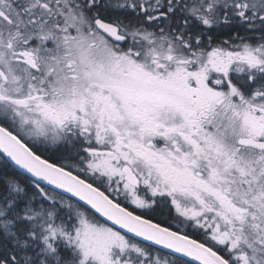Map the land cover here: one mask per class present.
I'll return each instance as SVG.
<instances>
[{"label": "snow or ice", "instance_id": "snow-or-ice-1", "mask_svg": "<svg viewBox=\"0 0 264 264\" xmlns=\"http://www.w3.org/2000/svg\"><path fill=\"white\" fill-rule=\"evenodd\" d=\"M0 264H264V0H0Z\"/></svg>", "mask_w": 264, "mask_h": 264}]
</instances>
